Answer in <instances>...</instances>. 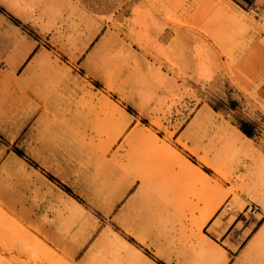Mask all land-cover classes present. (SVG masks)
<instances>
[{"label":"rangeland","instance_id":"rangeland-1","mask_svg":"<svg viewBox=\"0 0 264 264\" xmlns=\"http://www.w3.org/2000/svg\"><path fill=\"white\" fill-rule=\"evenodd\" d=\"M42 120L73 187L21 145ZM25 121L0 133L1 181L28 186L4 173L16 154L81 209L41 210L31 235L5 184L0 264H126L121 238L153 264H264V0H0V127Z\"/></svg>","mask_w":264,"mask_h":264},{"label":"crops","instance_id":"crops-1","mask_svg":"<svg viewBox=\"0 0 264 264\" xmlns=\"http://www.w3.org/2000/svg\"><path fill=\"white\" fill-rule=\"evenodd\" d=\"M34 48L35 45L33 44L27 56L30 54V52H32ZM108 103L112 106V116H115L117 107L110 102ZM42 122L43 123H40V121H38L26 133V135L21 140V145L25 148V150H27V154L31 156L43 168L48 170L66 185L73 187L70 176L64 171L60 170L57 166V142L54 140L52 131L47 129L48 125H46V121L44 122L42 120ZM79 122V114L73 113L68 116L64 123L68 131H75L80 124ZM20 125L21 126L16 125V127L14 128L15 130L13 131H8L5 128L0 127V133L3 134V136L9 141H13L17 136L20 135L23 128L27 125V122L25 121ZM68 144L70 145V151L69 153H65L67 154V157L70 158V156H78L81 150L80 143L76 140H70ZM18 162L23 164V161L19 156H17L16 154H11L9 160L5 164L7 169L6 171H4V173L19 175L22 180H27L28 186H21V184L23 183H20L15 178L12 181L4 182L1 181L0 177V190L5 189V184H7V188H10L14 191L12 196L14 200L13 205L15 207L17 205V190H19L23 194L24 199L27 200L26 206L28 208V227L31 235H33L31 229L36 228V225L40 226V220L42 219V214L40 213L41 210L45 211L47 208L58 207L62 209V211L72 212V208L68 206L71 203L73 205H76L78 209H81L74 199H72L66 192L61 190L52 181L43 176L39 171L35 170L29 165H27V167L25 166L24 170L22 168H18L19 166L15 168L14 165ZM201 175L204 178L207 177L205 174ZM38 181L41 182V184L46 188L40 185ZM26 189L27 192H25ZM66 200L70 203L66 204ZM112 212L113 210L110 209L106 212V214H112ZM116 220L121 221L128 233L137 242L141 243L142 245H148V241L141 233V230L139 228H136L135 226L133 227L132 225H130V223L134 224L136 222V218L135 215H132L129 212L127 206L122 207V209L118 211ZM104 230L105 228H103V225L95 220H91L90 222L85 224L84 231L87 235V239L89 240L90 249L98 248V250H100V253L105 252L103 251L104 247L98 244ZM121 240L123 242V245L120 247H122L123 251H120V253L121 255H123L126 264H153L148 257L137 250L133 245L123 240L122 238ZM56 241H60V239L58 240L56 238Z\"/></svg>","mask_w":264,"mask_h":264},{"label":"trees","instance_id":"trees-1","mask_svg":"<svg viewBox=\"0 0 264 264\" xmlns=\"http://www.w3.org/2000/svg\"><path fill=\"white\" fill-rule=\"evenodd\" d=\"M242 131L244 132V133H243V132H242V133H243L244 135H246V137H247V136H248V137H251V134H250L246 129H243ZM248 137H247V138H248ZM249 139H250V138H249Z\"/></svg>","mask_w":264,"mask_h":264},{"label":"built area","instance_id":"built-area-1","mask_svg":"<svg viewBox=\"0 0 264 264\" xmlns=\"http://www.w3.org/2000/svg\"><path fill=\"white\" fill-rule=\"evenodd\" d=\"M255 212H256V210L254 209L253 213H255Z\"/></svg>","mask_w":264,"mask_h":264}]
</instances>
